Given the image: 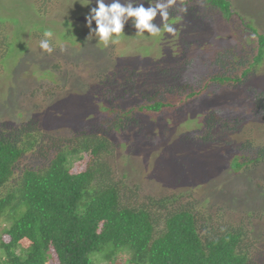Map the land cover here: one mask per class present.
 <instances>
[{
    "label": "trees",
    "instance_id": "16d2710c",
    "mask_svg": "<svg viewBox=\"0 0 264 264\" xmlns=\"http://www.w3.org/2000/svg\"><path fill=\"white\" fill-rule=\"evenodd\" d=\"M166 3L167 0L162 4ZM9 7L16 10L13 2ZM7 9L8 4L0 3V70L12 74L28 50L21 40L26 29L30 28L39 41L44 39L45 30L55 32L51 22L48 28L34 19L31 27L19 24L15 16H28V9L3 18ZM164 9L169 13L164 24H181L183 30L197 28L196 14L207 15L213 27L220 31L219 35L241 40L244 43L237 45L248 48V39L256 41L257 49L248 60L239 62L232 48L205 41L206 58L214 70L204 81L195 80V74L187 78L174 70L172 78L180 86L176 93L163 90L168 98L165 103L157 97L147 106L126 108L124 112L113 102L103 103L107 94L112 93L106 82L115 78V69L99 74L90 97L92 103L97 104L95 109L101 106L98 128L94 130L120 132L126 126L139 124L132 115L134 111L154 114L166 108L172 111L187 101L198 100L214 84L229 90L244 88L263 62L264 33L258 32L257 26L251 23L253 19L242 15L232 1L172 0ZM37 12L42 11L37 8ZM207 20L205 18L204 23ZM7 25L12 27L11 31L6 30ZM62 25L66 31L55 33L56 38L62 44L80 49L77 41L71 42L67 36L72 26L68 21ZM49 43L54 44L51 39ZM186 47L181 45L179 52L186 51ZM188 61L183 63L186 67ZM42 75L56 78V73L48 69L42 71ZM183 78L184 82H178ZM132 93H137L134 87ZM249 95L251 115L264 121V92L252 90ZM174 101L176 103H172ZM16 112L19 117L23 116L19 110ZM248 124L243 117L222 119L213 112L202 116L196 127L200 129L198 135L203 143L221 142L235 147L237 152L230 168L238 173L246 171L250 165L264 163V145L256 146L249 139L235 144L215 131L229 133L232 137L239 130H248ZM38 125L35 121L11 124L0 121V264H51L53 260L55 264L249 263L248 232L241 226L223 223L220 217L213 220L210 211H203L204 202L197 203L198 207L183 204L180 194L131 204L122 178L114 176L112 157L116 149L105 133L75 127L71 134H60L54 131L56 129L49 134ZM249 131H244V135ZM28 157L45 162L32 167L26 162ZM75 162L80 171L72 172L69 166ZM24 241L28 245L21 247Z\"/></svg>",
    "mask_w": 264,
    "mask_h": 264
},
{
    "label": "rangeland",
    "instance_id": "374dc122",
    "mask_svg": "<svg viewBox=\"0 0 264 264\" xmlns=\"http://www.w3.org/2000/svg\"><path fill=\"white\" fill-rule=\"evenodd\" d=\"M164 1L103 0L106 7L112 3H119L121 7L131 4L133 10L140 6L145 10L151 7L156 16L150 23L161 29L156 35L146 31L138 33L140 30L134 27L135 21L130 22L133 18L124 16L121 17V34L113 36L119 43L113 44L110 37L105 45L96 35L95 20L91 21L90 28L86 26L85 17L96 8L97 0H0V3L8 4L3 17L6 19L28 9V16H15L21 25L31 27L34 19L48 28L51 22L54 32L59 33L66 31L62 23L68 21L72 32L67 36L71 42L76 40L80 47L76 50L62 44L54 33L51 38L54 51L48 53L39 47L40 41L33 31L26 29L21 37L28 49L23 61L15 73L0 70V106L5 107H0V121L7 124L35 121L49 134L54 131L71 134L75 127L105 133L116 149L112 157L114 176L122 178L129 190L127 196L131 198V204H140L147 198L180 194L183 195L180 199L183 204L198 207L197 203L204 202L203 211H210L213 220L220 217L223 223L241 226L248 232L251 245L248 264H264V163L234 173L230 164L237 152L235 147L221 142L203 143L198 135L200 129L196 127L202 116L213 112L222 119L243 117L249 121L250 131L246 135L244 131L248 130L244 129L232 137L226 132L217 133V130L215 134L229 138L235 144L249 139L256 146L264 145V121L251 115L249 95L252 90L264 92V60L245 82L244 88L229 90L217 84L209 87L210 84L198 100L187 101L172 111L167 108L157 114L134 111L132 115L137 117L139 124L126 126L120 132L106 133L104 128L94 130L98 128L101 106L95 109L97 104L92 103L90 97L99 74L115 69V78L106 82L112 93L107 94L103 103L113 102L119 111L124 112L126 108L147 106L157 97L165 103L168 98L163 90L178 92L179 84L172 78L174 70L187 78L195 74V80L204 81L214 70L206 58L205 41L232 48L239 62L248 60L255 53L256 41L248 39L249 48L237 45L244 42L219 35L218 28H214L210 18L203 14H196L194 24L197 28L183 30L181 24L175 23L172 25L174 32L164 31L162 26L166 20L161 13L167 11L156 7ZM230 1L242 15L253 19L251 23L257 26L258 32L264 33V0ZM12 2L15 11L9 7ZM37 8L42 12H37ZM205 18L208 19L206 23ZM6 30L11 31L12 27L7 25ZM181 45L188 46L186 51L179 52ZM186 59L189 60L188 67L183 64ZM47 69L56 73L57 85L54 78L42 75ZM132 87L137 93H132ZM16 110L23 116L19 117ZM26 162L38 167L45 161L29 160L28 157ZM78 166L75 162L69 167L75 172L80 171ZM20 245L26 247L28 243L24 241ZM51 264H55V260Z\"/></svg>",
    "mask_w": 264,
    "mask_h": 264
},
{
    "label": "clouds",
    "instance_id": "9594fccd",
    "mask_svg": "<svg viewBox=\"0 0 264 264\" xmlns=\"http://www.w3.org/2000/svg\"><path fill=\"white\" fill-rule=\"evenodd\" d=\"M172 0H167L166 4H157V8H168ZM163 20L168 17L167 12L161 13ZM133 18L135 21L134 27L140 30L138 33L148 32L151 35H156L161 29L155 28L150 22L156 16V12L149 7L145 10L143 6L137 7L133 10L131 4L125 7H121L119 3H112L111 6L106 7L103 0H97L95 9L90 11L89 16L85 17L86 26L90 28L91 21L96 22V35L99 41L107 45L109 38L112 37V43H119L117 39H114V34L119 36L122 30L121 17ZM164 31L172 33L175 29L170 24H163ZM54 33L51 30H45L43 32L44 39L39 42V47L45 52L51 53L53 47L50 45L49 40L53 37Z\"/></svg>",
    "mask_w": 264,
    "mask_h": 264
}]
</instances>
